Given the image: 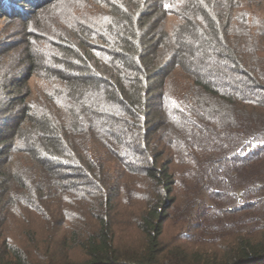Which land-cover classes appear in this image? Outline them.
I'll list each match as a JSON object with an SVG mask.
<instances>
[{
  "label": "trees",
  "instance_id": "1",
  "mask_svg": "<svg viewBox=\"0 0 264 264\" xmlns=\"http://www.w3.org/2000/svg\"><path fill=\"white\" fill-rule=\"evenodd\" d=\"M16 1L5 7L17 11ZM193 3L207 13L173 34L126 12L114 20L124 30L115 44L64 49L82 62L60 78L68 123L41 120L20 80L1 85V222L13 210L51 218L80 206L94 222L68 240L80 261L0 239V264H264V42L238 32L233 15L224 20L221 0ZM176 69L191 93L171 103ZM129 191L143 193L133 217L143 239L121 248L116 198ZM170 220L189 244H162Z\"/></svg>",
  "mask_w": 264,
  "mask_h": 264
},
{
  "label": "rangeland",
  "instance_id": "2",
  "mask_svg": "<svg viewBox=\"0 0 264 264\" xmlns=\"http://www.w3.org/2000/svg\"><path fill=\"white\" fill-rule=\"evenodd\" d=\"M193 1L26 0L20 3L17 0L13 2L17 11L13 12L5 7V0H0V96L3 95L1 85L6 80L18 79L28 103L41 120H65L68 123L72 111L68 106L70 102L64 100V94H59L65 90L60 78L70 73L79 74L82 62L64 49L74 50L78 42L89 49L115 44L116 36H120L124 30L114 20L120 17V13L127 16L126 12L136 17L148 14L151 20L162 23L163 28L173 34L186 20H199L201 15L207 13L206 8L197 10ZM221 1L219 12L224 20L233 15L237 19L238 32L243 35L250 30L256 35L253 40L261 39L264 42V0ZM158 3L162 5L159 10ZM234 4L236 7L231 12L230 6ZM122 27L126 30V26ZM29 53L33 54L32 61ZM91 55L98 59L100 49L93 50ZM184 77L185 74L178 69L168 77L167 91L171 103L191 93L188 86L192 83ZM139 194L143 195L142 192ZM139 194L129 191L116 198L114 237L121 248L142 244L143 236L133 220L144 203ZM63 212L50 218L45 211L13 210L9 220L4 223L0 220V239L19 245L37 258H47L44 255L51 250V254L58 259L69 257L73 261H80L83 251L75 243L72 246L68 240L75 235L78 242L77 237L93 229L90 223L94 220L82 206ZM181 226V223L172 220L164 224L162 244L165 247L189 244L187 232ZM6 248L1 247L2 250Z\"/></svg>",
  "mask_w": 264,
  "mask_h": 264
}]
</instances>
